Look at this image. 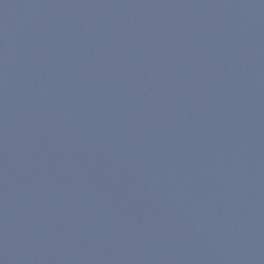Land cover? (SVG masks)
<instances>
[{
  "label": "water",
  "instance_id": "water-1",
  "mask_svg": "<svg viewBox=\"0 0 264 264\" xmlns=\"http://www.w3.org/2000/svg\"><path fill=\"white\" fill-rule=\"evenodd\" d=\"M0 264H264V0H0Z\"/></svg>",
  "mask_w": 264,
  "mask_h": 264
}]
</instances>
